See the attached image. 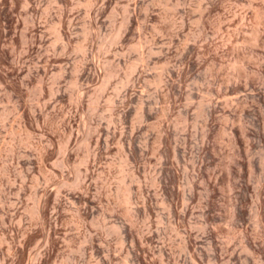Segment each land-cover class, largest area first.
<instances>
[{"label": "rangeland", "instance_id": "374dc122", "mask_svg": "<svg viewBox=\"0 0 264 264\" xmlns=\"http://www.w3.org/2000/svg\"><path fill=\"white\" fill-rule=\"evenodd\" d=\"M0 264H264V0H0Z\"/></svg>", "mask_w": 264, "mask_h": 264}, {"label": "bare ground", "instance_id": "6f19581e", "mask_svg": "<svg viewBox=\"0 0 264 264\" xmlns=\"http://www.w3.org/2000/svg\"><path fill=\"white\" fill-rule=\"evenodd\" d=\"M122 201H123V203L126 205H128L129 203H130V196H129V194L128 193H124L123 194V198H122Z\"/></svg>", "mask_w": 264, "mask_h": 264}]
</instances>
